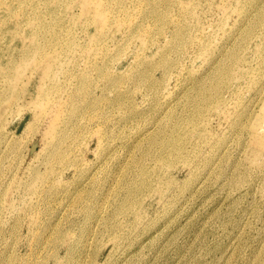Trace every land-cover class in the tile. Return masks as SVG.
I'll use <instances>...</instances> for the list:
<instances>
[{"label": "rangeland", "instance_id": "obj_1", "mask_svg": "<svg viewBox=\"0 0 264 264\" xmlns=\"http://www.w3.org/2000/svg\"><path fill=\"white\" fill-rule=\"evenodd\" d=\"M0 264H264V0H0Z\"/></svg>", "mask_w": 264, "mask_h": 264}]
</instances>
